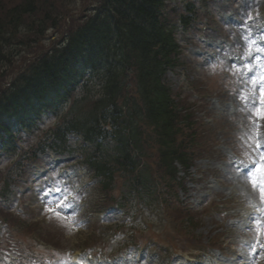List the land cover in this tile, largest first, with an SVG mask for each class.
<instances>
[{
  "label": "trees",
  "instance_id": "1",
  "mask_svg": "<svg viewBox=\"0 0 264 264\" xmlns=\"http://www.w3.org/2000/svg\"><path fill=\"white\" fill-rule=\"evenodd\" d=\"M74 1L0 0V67L11 64L6 49L39 47L30 49L38 54L34 60H26L24 72L0 94V138L12 140L17 126L27 128L42 109L61 105L67 98L71 99L67 111L47 134L54 139L49 148H65L69 134L90 142L92 134L98 132L97 123L110 119L116 128L115 145L110 149L114 155H91L87 163L98 177L96 187L104 207L116 205L126 210L135 193L148 190V182L156 174L168 189L178 187L174 162L187 167L195 157L197 135L189 131L191 115L174 101L165 82V73L179 65L176 19L164 11L163 0H78L81 13L92 6L90 15L78 20L67 37L43 48L49 29L68 34L63 21L71 16L69 4ZM79 66L98 79L83 91L81 99H75ZM3 76L0 73V80ZM152 128L157 137L155 146L143 154L141 150L135 153L132 131L143 134ZM183 130L188 132L183 138L187 141L180 140ZM40 149L37 143L18 163L16 170L21 177H25V162H34ZM10 178H5L0 191L4 198L10 192ZM4 220L27 234L25 243H14L16 250L33 248L27 246L32 229L26 222L11 216Z\"/></svg>",
  "mask_w": 264,
  "mask_h": 264
},
{
  "label": "rangeland",
  "instance_id": "2",
  "mask_svg": "<svg viewBox=\"0 0 264 264\" xmlns=\"http://www.w3.org/2000/svg\"><path fill=\"white\" fill-rule=\"evenodd\" d=\"M253 1L256 2L254 7L253 4L244 7L245 4L240 0H208L205 3L206 8L201 11L207 17L198 21L197 27L191 28L185 36V39L192 42L186 44L182 50V67L166 74V82L173 92L179 88L177 93H189L188 96H177V99H184L187 107L191 105L192 110L195 108V115L199 119L209 123V134L213 142L209 156L204 155L194 163L185 178L186 191L177 194L184 209L193 212L207 209L192 223L187 224L185 219H182L179 221L181 223L176 225L171 224V217L163 212V209L155 207V204V208L148 210L141 208V205L135 206V200L131 201V208L126 213L115 208L102 214L92 211L98 203V197L87 170L77 164L81 158L76 151L82 143L78 137H72L70 149L75 153H66L56 165V156L51 153L40 155L42 163L33 167L32 180L26 187H21L20 196L16 193V197L11 198L6 205L7 210L16 213L15 216H22L20 219L34 223L37 233L43 235L41 240H31L35 242L40 264H69V253L84 250L90 246L91 240L100 241L101 249L108 256H117L119 253L126 255L117 258L114 264H198V261L210 264L219 258L216 251L220 252L222 258L232 257L226 254L229 250L232 251L233 257L243 258L241 261L244 263L264 264V235L260 234L256 223L258 220L264 224V202L259 201L256 196L258 189L252 188L248 175L240 173V183H232L226 178L229 168L231 172L235 171V164L245 167V161L250 160L249 154L256 140L257 129L254 121L257 119L254 117L250 123L242 124L238 116L230 115L232 112L227 110L230 101L226 99L234 98L235 92H238L239 96L252 94L247 87L248 80L241 78L237 82V72L231 66L233 63L212 65L193 53L205 50L209 54L211 51V48L205 47L197 40L199 37L210 43V40H214L218 41V44L233 46L232 40L239 37L238 30H241L243 35L240 36V50L249 48L251 42L248 36L254 39L257 36L262 40L260 35H257V30L252 32V28L257 29L260 24L259 12L264 13V0ZM229 27H233L235 32H229ZM55 37L58 36L52 35L50 39H56ZM258 42L256 40V43ZM236 53L238 50L232 51L231 55ZM212 54L215 55V51H212ZM11 60L10 67H3L7 76L12 73L17 75L22 65L20 55ZM230 86L231 89H228ZM196 87H200L202 95H196ZM255 96L256 93H253V102L256 100ZM257 121L260 122V138H263L264 120ZM38 123L47 128L54 125L55 120L43 115ZM39 135L35 136V141ZM29 144L30 141L26 144L23 140L19 143V149L24 151ZM255 160L259 162L256 155ZM49 167L51 171L52 167L68 170L69 176H57L55 173L46 175ZM49 190H58L59 197L50 198ZM58 200L62 205L60 209L56 206ZM6 231L7 226L3 229L0 226V252L7 247L3 243ZM11 231L12 237L18 236L17 241L25 243L27 234L19 232L18 228H12ZM191 232L194 238L200 241V246L193 248L195 252L179 253L174 248L177 245L183 244L190 249L184 245V241L186 234ZM135 236H141L137 239V261L135 257H130L133 249L126 248L134 242ZM30 238L28 235V239ZM210 241L217 243L216 249L213 248L215 250L209 248L212 246V243L208 245ZM30 245L27 243V246ZM15 257L10 255L5 258L0 255V264H15ZM31 261L24 256L22 264H32ZM236 262L239 263L240 260Z\"/></svg>",
  "mask_w": 264,
  "mask_h": 264
},
{
  "label": "snow or ice",
  "instance_id": "3",
  "mask_svg": "<svg viewBox=\"0 0 264 264\" xmlns=\"http://www.w3.org/2000/svg\"><path fill=\"white\" fill-rule=\"evenodd\" d=\"M261 39H264V34H262ZM253 45L256 46L258 52L264 51V45H259L256 44L255 41H252L249 44V53L248 57L245 58V63L243 65L234 64L233 67L237 68V70L240 71H242L243 69H247L249 73H254V70L251 68V63L257 58L251 51V47ZM248 79L251 80L253 85L259 86L258 105L254 103L253 107L255 108V116L257 117V119L264 120V70H262L261 74L259 75L253 74L248 76ZM259 127V125H256L257 133L255 147L257 152L259 153L260 163L252 161V168H249L247 165H245V168L247 169L245 174L248 175L252 188L254 190H259L261 201L264 202V142H262L260 139ZM256 223L259 228L260 234L264 235V224H261V222L258 220L256 221Z\"/></svg>",
  "mask_w": 264,
  "mask_h": 264
},
{
  "label": "bare ground",
  "instance_id": "4",
  "mask_svg": "<svg viewBox=\"0 0 264 264\" xmlns=\"http://www.w3.org/2000/svg\"><path fill=\"white\" fill-rule=\"evenodd\" d=\"M252 87H253L254 89H257V91H258V87H259L258 85H252ZM237 174H238V173H237ZM237 183H238V182H237ZM255 194H256V196L260 199L259 201H261L259 190H257Z\"/></svg>",
  "mask_w": 264,
  "mask_h": 264
}]
</instances>
